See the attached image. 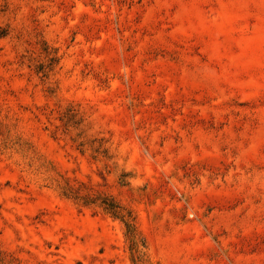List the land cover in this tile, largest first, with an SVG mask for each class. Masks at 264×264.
I'll return each instance as SVG.
<instances>
[{"label": "rangeland", "instance_id": "obj_1", "mask_svg": "<svg viewBox=\"0 0 264 264\" xmlns=\"http://www.w3.org/2000/svg\"><path fill=\"white\" fill-rule=\"evenodd\" d=\"M0 264H264V0H0Z\"/></svg>", "mask_w": 264, "mask_h": 264}, {"label": "trees", "instance_id": "obj_2", "mask_svg": "<svg viewBox=\"0 0 264 264\" xmlns=\"http://www.w3.org/2000/svg\"><path fill=\"white\" fill-rule=\"evenodd\" d=\"M67 197L74 198L83 205H97L100 206L104 212L119 218L125 225L126 234L130 241L131 249L136 256H140L139 241L140 237L136 229L135 218L132 212L123 206L115 197L104 193H82L80 187L68 185L64 190Z\"/></svg>", "mask_w": 264, "mask_h": 264}]
</instances>
